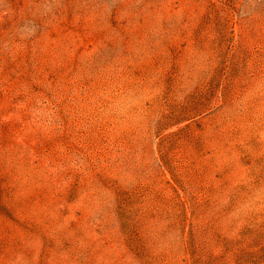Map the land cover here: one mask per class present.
<instances>
[{"label":"rangeland","instance_id":"obj_1","mask_svg":"<svg viewBox=\"0 0 264 264\" xmlns=\"http://www.w3.org/2000/svg\"><path fill=\"white\" fill-rule=\"evenodd\" d=\"M0 264H264V0H0Z\"/></svg>","mask_w":264,"mask_h":264}]
</instances>
